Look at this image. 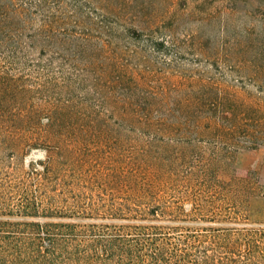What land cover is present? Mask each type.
Instances as JSON below:
<instances>
[{
	"label": "trees",
	"instance_id": "16d2710c",
	"mask_svg": "<svg viewBox=\"0 0 264 264\" xmlns=\"http://www.w3.org/2000/svg\"><path fill=\"white\" fill-rule=\"evenodd\" d=\"M198 1L0 0V151L8 182L18 156L46 152L15 182L25 199L19 211L40 210L44 200L51 201L44 209L96 221L149 222L27 223L31 231H0V264H264V224L247 221L248 200L262 196L264 185L218 173L227 157L264 144V80L253 92L192 72L156 87L154 74L119 48L121 36L154 42L162 19L192 18L208 3ZM225 1L227 9L233 1ZM253 48L240 42L227 61L253 63L263 76L264 42ZM129 132L150 145L128 150ZM96 136L112 138L119 153L92 148ZM190 222L220 227L180 226Z\"/></svg>",
	"mask_w": 264,
	"mask_h": 264
},
{
	"label": "rangeland",
	"instance_id": "374dc122",
	"mask_svg": "<svg viewBox=\"0 0 264 264\" xmlns=\"http://www.w3.org/2000/svg\"><path fill=\"white\" fill-rule=\"evenodd\" d=\"M115 3L126 0H113ZM207 4L196 6V12L192 18L184 20L177 16H168L161 20L159 31L152 37L151 43L144 42L145 38H134L131 42L120 38L119 48L126 53L124 57L129 63L138 68H148L147 70L154 74L150 82L152 86L162 87L177 84L178 75H184L192 72L214 75L220 78L223 87L231 89L242 86L255 92V88L264 80V75L257 74V66L253 63L240 65L233 61L230 63L227 58L238 55V43L251 44L252 50H259L264 42L263 28V5L261 0H232L228 8L225 0H207ZM198 3H202L199 0ZM231 11H230V8ZM175 9V8H174ZM229 12L230 13H219ZM209 13H214V17H208ZM228 14V21H224ZM131 24L132 21H129ZM121 32L123 29L121 28ZM254 44V45H253ZM262 57L248 53L246 59L254 58L259 60ZM217 60V63L214 61ZM229 63V64H228ZM256 63V62H254ZM226 74V75H224ZM257 74V75H256ZM250 75L255 78L251 79ZM58 79L59 74H57ZM97 97V96H96ZM235 115L234 112L231 113ZM127 136V149L142 151L148 147L149 138L143 137L138 132H129ZM92 148L105 146V149L119 153L118 144L112 138H100L96 136L91 141ZM150 145V144H149ZM4 151H0V231H31L32 228L26 226L29 223H75L86 229L91 224L125 226L138 224L140 222H129L123 220L107 219L96 221L97 219L88 218L86 215L75 213L72 209L48 210L44 206L50 202L44 203L40 210L19 211L21 200L24 195L20 196L21 191H17L16 180L22 177L23 172L29 168L32 159H40L46 155L43 149H32L15 159L14 170H12V182H8V176L4 172L10 170L8 167L7 157ZM142 164V162H141ZM143 165V164H142ZM149 164L147 163L146 166ZM145 166V165H144ZM218 173L222 179L229 180L232 177L249 178L260 185H264V144L256 149H240L234 157H227L221 161L218 166ZM12 175V174H11ZM53 201V200H52ZM60 206L63 205L61 203ZM248 223L264 224V194L262 196L252 197L248 200ZM65 206V204H64ZM70 206V204H66ZM149 222H141L147 224ZM165 226H174L170 223H163ZM184 228L200 227H220L219 223H182Z\"/></svg>",
	"mask_w": 264,
	"mask_h": 264
}]
</instances>
